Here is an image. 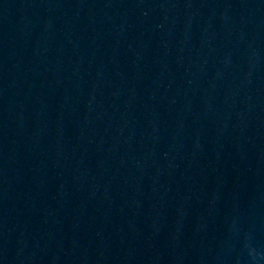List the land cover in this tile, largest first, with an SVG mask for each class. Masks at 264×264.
Instances as JSON below:
<instances>
[{
	"label": "water",
	"instance_id": "95a60500",
	"mask_svg": "<svg viewBox=\"0 0 264 264\" xmlns=\"http://www.w3.org/2000/svg\"><path fill=\"white\" fill-rule=\"evenodd\" d=\"M0 264H264V0H0Z\"/></svg>",
	"mask_w": 264,
	"mask_h": 264
}]
</instances>
